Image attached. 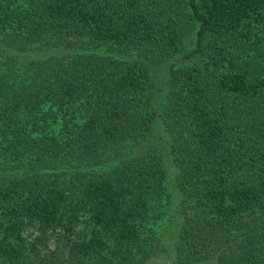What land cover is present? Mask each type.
I'll list each match as a JSON object with an SVG mask.
<instances>
[{"label":"trees","instance_id":"1","mask_svg":"<svg viewBox=\"0 0 264 264\" xmlns=\"http://www.w3.org/2000/svg\"><path fill=\"white\" fill-rule=\"evenodd\" d=\"M170 212L264 264V0H0V264H150Z\"/></svg>","mask_w":264,"mask_h":264},{"label":"rangeland","instance_id":"2","mask_svg":"<svg viewBox=\"0 0 264 264\" xmlns=\"http://www.w3.org/2000/svg\"><path fill=\"white\" fill-rule=\"evenodd\" d=\"M192 37L189 38V40H191ZM153 76L155 77L154 80H156V83L159 86H162L165 80V66H159V67H153ZM163 138H165V140H168V138L166 136H163ZM158 139V135H151L148 139H147V144L154 143V140ZM176 197V194H174L173 198ZM178 200H174V203L172 205V208L174 209L175 206L177 205ZM172 214L170 212V215H168L166 221H165V225L163 229V232L161 234V248L160 250L156 253L155 256L152 257L150 264L156 263V262H162L163 264H178V262L175 260L176 256L173 252V249L171 248V242L174 239V231H175V227H176V223L178 222V216L177 214H174V218L175 220H172ZM175 226V227H174ZM202 264H215L214 262H205Z\"/></svg>","mask_w":264,"mask_h":264}]
</instances>
